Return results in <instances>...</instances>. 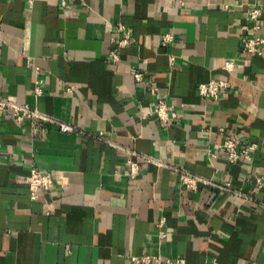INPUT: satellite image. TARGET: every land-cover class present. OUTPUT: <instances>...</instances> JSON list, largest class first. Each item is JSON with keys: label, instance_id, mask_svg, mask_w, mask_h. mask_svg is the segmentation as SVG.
I'll return each instance as SVG.
<instances>
[{"label": "crops", "instance_id": "1", "mask_svg": "<svg viewBox=\"0 0 264 264\" xmlns=\"http://www.w3.org/2000/svg\"><path fill=\"white\" fill-rule=\"evenodd\" d=\"M178 1L0 0V96L54 119L0 122V264H131L147 254L264 264V57L241 51L249 5L261 7L264 32V0ZM119 24L132 44L112 63ZM220 80L229 88L217 101L198 95ZM157 99L174 108L167 126L142 118ZM236 137L257 144L252 162L225 161L217 146ZM125 149L250 200L188 190L170 168L141 161L130 178ZM33 168L57 182L36 200Z\"/></svg>", "mask_w": 264, "mask_h": 264}, {"label": "built area", "instance_id": "2", "mask_svg": "<svg viewBox=\"0 0 264 264\" xmlns=\"http://www.w3.org/2000/svg\"><path fill=\"white\" fill-rule=\"evenodd\" d=\"M64 6L66 0H60ZM187 0H179V6L186 5ZM262 14V9L259 5H249L246 10V24L242 27L244 35L241 38V51L247 56L251 57H264V32L263 28L259 24V18ZM115 47L108 51L107 57L109 62L116 63L120 60L118 51L122 48L128 47L132 44V38L130 31L122 24L117 25L116 33L113 38ZM173 41L172 34H166L162 37L164 44H169ZM168 62L170 66H174L175 58L171 55L168 56ZM222 70L226 73H232L234 70V64L231 61L225 62L222 66ZM132 77L136 83H141L145 80V74L141 71L133 70ZM41 81L36 82L34 94L36 97L42 96L43 90L41 89ZM229 83L226 80H220L217 82H208L200 84L197 87L198 95L203 99H209L217 101L221 94L227 91ZM173 106L168 104L163 99H157L153 109L142 115L143 119H154L160 125L167 126L173 120ZM7 118H12L15 122H22L24 119H38L44 122L54 123V119L50 116L44 115L29 106L19 104L13 100L0 96V122ZM59 130L63 133H72L76 129L68 124L58 123ZM222 132V130H220ZM218 150L222 152L225 161L229 165L235 164H248L252 162L255 152L258 150V146L255 143H249L241 138H226L217 146ZM125 152L129 155L127 160V166L129 167V177L135 178L139 171V162L147 164H153L159 167L170 168L174 173L178 175L181 185L188 189L195 191L199 185L209 186L213 190L230 193L236 198L244 200H250L249 197L241 192L233 191L229 184L221 185L214 182L211 179H205L201 176L191 174L190 172L169 166L160 160H157L151 156L140 154L131 149H125ZM1 155V151H0ZM215 157V155H212ZM28 188L30 191V197L32 200L38 198V192H49L57 187V182L52 178L51 174L43 173L33 168L30 170L29 175L26 178ZM263 187V181L260 177L255 178V188L261 189ZM264 206V204L262 205ZM163 221L160 223L162 225ZM164 237L163 234H160ZM131 264H184L183 260H171L155 256L151 254L132 256L130 258ZM209 264H218L213 261Z\"/></svg>", "mask_w": 264, "mask_h": 264}]
</instances>
